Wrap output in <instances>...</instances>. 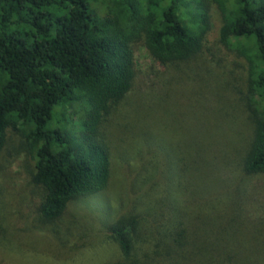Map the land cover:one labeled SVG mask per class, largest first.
Listing matches in <instances>:
<instances>
[{
    "label": "trees",
    "instance_id": "obj_1",
    "mask_svg": "<svg viewBox=\"0 0 264 264\" xmlns=\"http://www.w3.org/2000/svg\"><path fill=\"white\" fill-rule=\"evenodd\" d=\"M137 44L162 69L145 93ZM220 48L244 60L240 82L216 75ZM19 156L28 182L8 200L0 183V244L264 264V0H0V166ZM115 162L125 188L111 198ZM99 197L100 215L84 203ZM71 208L92 227L72 235Z\"/></svg>",
    "mask_w": 264,
    "mask_h": 264
},
{
    "label": "rangeland",
    "instance_id": "obj_2",
    "mask_svg": "<svg viewBox=\"0 0 264 264\" xmlns=\"http://www.w3.org/2000/svg\"><path fill=\"white\" fill-rule=\"evenodd\" d=\"M209 9L210 31L206 38L208 46L214 45V43L217 41L220 28V17L216 5L211 4ZM133 54L137 72V86L140 87L143 93H145L150 89L151 86L155 84L157 79L155 78V76H161L162 69L157 64V62H155L149 55L145 47L141 44L135 45V47L133 48ZM218 57L222 60L221 65L225 70H216V75L219 76V78L222 80L225 79L227 81L228 79L233 78L234 81L240 82L244 72V60L238 57L234 52L226 51V49L224 48H220ZM172 75L173 78L179 77V74L177 72H173ZM188 78L189 80L187 83H182L179 85L175 84L178 82V79H174L173 85H171L172 88H174L176 92H183L186 88L189 89L190 86H188V84L190 85L191 80L193 79L191 78V75L189 73ZM155 88L157 97L161 96L163 94L161 93V87L155 86ZM229 89L232 90V88ZM177 94L179 95V93ZM234 96L236 97V94H234ZM178 99L180 101L179 96ZM159 100L160 97L158 101ZM230 100L231 102H233L232 99ZM187 101L190 102V98ZM200 101L203 104L204 99L203 101L200 99ZM233 112L238 111L234 110ZM202 115L204 116V113H201V116ZM111 149L113 151L112 143ZM117 165L118 163L115 162L112 183L110 184V190L108 189L107 192V195L111 198L114 197L115 192L119 191L121 188H125V180L121 179V175ZM221 173L223 174V176L225 175L224 171H222ZM27 182L28 176L24 169L22 156L7 158V160L4 161L1 160L0 183L3 184V190L7 200L8 198H15L17 196L23 195V192H25L24 188L26 187ZM254 182L264 183V179L256 178L254 179ZM84 203L89 207H95L97 210H93L97 214L100 215V213L102 212L101 209L103 199H101L100 197L99 199L93 198L84 200ZM79 210L81 209L79 208ZM90 216L91 215H89L88 213L83 214L82 210H77L75 212L71 208V210L64 217L63 223L65 227H67V229H71V233L72 235H74L79 223L81 225L82 223H85L87 226L92 227L91 223H89ZM91 217L95 218V216ZM15 224L17 227H20L19 221H16ZM25 238H23V241L20 242V246L14 244V246L12 247V245H8L7 243L0 244V264H104L109 261H115L119 258L117 247L110 242L99 241L93 247L71 251L65 246L61 247V249L57 248L54 243H51L52 241H55L54 237H47L43 240V242H45L44 244H47L46 246H36L33 248L25 244ZM72 241H74V239H72Z\"/></svg>",
    "mask_w": 264,
    "mask_h": 264
}]
</instances>
